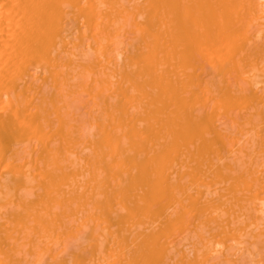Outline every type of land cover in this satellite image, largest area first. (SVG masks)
I'll list each match as a JSON object with an SVG mask.
<instances>
[{
	"label": "bare ground",
	"instance_id": "6f19581e",
	"mask_svg": "<svg viewBox=\"0 0 264 264\" xmlns=\"http://www.w3.org/2000/svg\"><path fill=\"white\" fill-rule=\"evenodd\" d=\"M0 264H264V0H0Z\"/></svg>",
	"mask_w": 264,
	"mask_h": 264
}]
</instances>
